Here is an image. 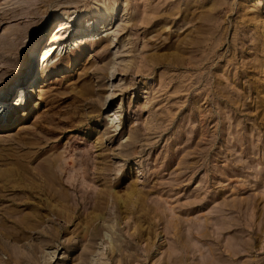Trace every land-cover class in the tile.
Returning <instances> with one entry per match:
<instances>
[{
  "label": "rangeland",
  "instance_id": "obj_1",
  "mask_svg": "<svg viewBox=\"0 0 264 264\" xmlns=\"http://www.w3.org/2000/svg\"><path fill=\"white\" fill-rule=\"evenodd\" d=\"M25 1L0 0V107L22 105L0 123V264H264V0H30L17 39ZM103 5L99 44L67 28L40 84L55 18Z\"/></svg>",
  "mask_w": 264,
  "mask_h": 264
},
{
  "label": "bare ground",
  "instance_id": "obj_2",
  "mask_svg": "<svg viewBox=\"0 0 264 264\" xmlns=\"http://www.w3.org/2000/svg\"><path fill=\"white\" fill-rule=\"evenodd\" d=\"M38 10H39L38 5L34 4V2H31L30 0H27L24 2V4L19 5L18 9L8 13V15H9L8 18L14 19V20L18 19V21L22 20V22H24L23 27L21 26L22 29L20 28L21 30L18 31L19 33L16 32L17 33V39L23 38L25 36L24 33H27V32H25V30H28V29H29V31L31 30L32 22L38 16ZM115 12H116V7L112 6V7L107 8L105 5H103V7L96 12L95 16H93L91 18L87 17L86 20L81 19V18H76V16H74V15L68 16L65 19H63V18L59 19L56 17L55 19H57V20L54 23V26H53V23L50 25V30L48 31L49 34L46 37L43 35L44 33L41 34L40 37H38L34 42L36 44V46H38V45H40V42H41L39 40H41V38H43V36L45 37V38H43L44 41L39 48V53H38L39 57L36 60V64L41 66L40 69H42V71L44 69H46L47 67H49V66H47V64L49 62H51V58H53V55L56 53V50H57L56 43H57L59 36H61V34L63 33L64 34L63 37H64L65 33L67 32L66 31L67 28H70L72 26L81 27L82 29L77 31L78 36L76 37V39H74L71 42L70 48L77 50L81 46H85L87 44H90V45L99 44L95 40L90 39L89 36L93 35L94 34L93 31L95 29L97 30V28H99L101 24L105 23L107 18L113 19L115 16ZM171 14L172 13H170L168 15H171ZM38 18H39V16H38ZM85 23H86V25H85ZM105 27H107V26L104 25V28ZM108 29L110 30L111 28H108ZM16 31H17V29H16ZM13 33L15 34V32H13ZM106 37H108V34L106 35ZM4 40L2 42H4V44H5L6 41H4ZM7 44H8L7 46L5 44V45L0 47V82L4 79V76L10 67V63L6 61V58H7L6 54H9V56H10V54H12L14 52V50H16V49H14L15 45L12 46L11 42H9ZM111 44H112V42H110L109 40H104L102 43H100L99 46H102L103 49H107ZM0 45H2L1 42H0ZM65 48H66V46H65ZM35 49H37V47L30 49L28 58L22 63L21 68L19 70L20 71L19 73H21V76L23 75V73H24V75H26L27 78H30V75L33 76V73H34L33 65L35 64L33 62L35 59L32 56L33 55L32 50H35ZM62 49H63V47H62ZM58 52L55 55L56 57L60 56V53H58ZM44 63L46 64V66L43 69L42 65ZM126 69H127L126 67H123V68H121L120 71L125 72ZM95 71L97 72L96 69H95ZM87 72H88V70H85L83 74L85 75V74H87ZM114 72H118V68L112 66L111 71L108 74H104V76L112 77ZM48 75H49V73L46 70H44L43 73L40 74V76H39L40 84L45 81V78ZM24 81H26V80H24ZM12 85H13V83H11L10 86H12ZM27 90L28 89L26 88L24 91H20L18 94L19 97L16 100L22 101L24 98H26L27 97ZM17 92L18 91H16V93ZM0 96H2V93L0 94ZM16 96H17V94H16ZM108 97L109 96H107V98ZM7 98H8V96H6V95H4L2 98L0 97V102L1 101L5 102L7 100ZM105 101H106V99H105ZM16 105L18 107L22 106L21 104H15L12 108H10L11 103L6 102L4 105H2L0 107V123H5V124L9 123L11 116L17 111ZM116 119L118 120V116L114 112L111 113V115L109 117H107L105 120L106 121V123H105L106 129H108L109 127H116L117 128V126L113 125V124H115L114 120H116ZM0 125H2V124H0ZM116 128H115V130H116ZM98 144H99V142L97 140H95L94 145H98Z\"/></svg>",
  "mask_w": 264,
  "mask_h": 264
}]
</instances>
